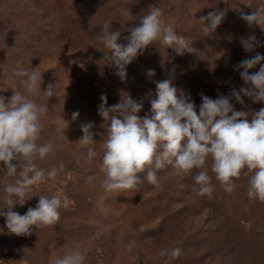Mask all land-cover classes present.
Returning a JSON list of instances; mask_svg holds the SVG:
<instances>
[{
    "label": "rangeland",
    "instance_id": "1",
    "mask_svg": "<svg viewBox=\"0 0 264 264\" xmlns=\"http://www.w3.org/2000/svg\"><path fill=\"white\" fill-rule=\"evenodd\" d=\"M151 6L160 7L164 22L201 53L178 55L156 41L127 66L121 80L100 40L103 25L108 22L120 31L119 43L126 44ZM214 10L224 11L225 17L208 35L199 20ZM257 10L264 12V0H0V96L10 98L12 90L24 93L17 68L41 73L42 91L56 85L53 97L37 93L29 98L47 105L39 142L54 145L44 160L36 161L38 166L50 170L63 163L55 178L34 186L32 199L14 211L23 215L41 195L69 198L56 224L33 228L26 237L8 233L0 217V264H54L75 249L85 254V264H264V202L247 197L251 173L242 172L236 190L228 194L209 161L212 198L198 194L197 170L184 173L171 164L157 170L158 186L141 173L133 190L105 191L100 162L108 125L98 114L101 95L107 106L129 95L143 104L138 116L151 118L156 84L166 79L190 95L197 111L201 94L215 99L247 87L234 66L257 53L264 56V31L241 19V13ZM250 35L260 46L245 52L240 40ZM242 99L243 104L232 100L234 109L249 113L251 122L264 103ZM74 112L79 113L75 120ZM88 122L97 142L91 160L79 143L81 126ZM23 164L21 160L18 173ZM16 179L18 174L8 177L0 170V207L6 206L5 186ZM175 247L181 256L160 255Z\"/></svg>",
    "mask_w": 264,
    "mask_h": 264
},
{
    "label": "clouds",
    "instance_id": "2",
    "mask_svg": "<svg viewBox=\"0 0 264 264\" xmlns=\"http://www.w3.org/2000/svg\"><path fill=\"white\" fill-rule=\"evenodd\" d=\"M162 17V9L151 6L139 26L130 31L126 44L119 43L120 31H114L108 22L103 25L100 40L109 50L121 80L126 77L127 66L156 41H162L167 48H174L178 55L201 53ZM224 17L225 12L221 10L202 16L199 23L203 32L208 35L215 33ZM241 19L249 27H259L264 31V12L241 13ZM240 43L245 52L260 46L255 35L241 38ZM262 62L264 56L257 53L234 66L248 86L238 90L233 88L230 96L220 94L215 99L201 94L198 111L190 95L179 90L171 79L157 82L155 99L150 101L151 118L138 116L143 104L129 95H124L120 103L112 106H107L106 95H101L98 114L108 125L100 162V169L105 174L104 190H133L141 183V173H145L144 179L148 183L158 186L157 170L171 164L184 173L197 170L194 180L199 185L198 194L212 198L214 185L207 166L211 161L210 171L224 192L231 194L236 190L235 180L242 172L244 175L251 173L247 197L264 202V107L249 122V113L235 110L232 103L234 99L243 104L242 97L251 99L253 103H264ZM256 65H260L259 70L250 72ZM148 75L152 76L154 72L149 70ZM15 76L22 78L24 93L12 90L10 98L0 96V164L3 165L0 170L8 177L18 174L19 179L5 186L6 206L0 207V217L4 218L8 233L26 237L32 234L33 228L56 224L60 219V209L68 207L69 198L41 195L36 206L28 208L23 215L14 211L16 206L22 207L32 199L34 186L46 178H55L58 171L63 170L62 162L50 170L39 167L36 162L44 160L54 150V145L39 142L41 120L48 111L47 105L29 98L37 93L53 97L56 85L48 84L42 91V76L36 69L17 68ZM78 116L79 113L74 112L73 120ZM92 128L91 122L83 124L79 140L87 147L89 160L97 155ZM21 160L24 164L18 173ZM160 255L177 258L182 251L175 247L162 250ZM85 260V254L75 249L57 257L54 264H85Z\"/></svg>",
    "mask_w": 264,
    "mask_h": 264
}]
</instances>
